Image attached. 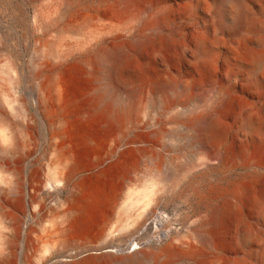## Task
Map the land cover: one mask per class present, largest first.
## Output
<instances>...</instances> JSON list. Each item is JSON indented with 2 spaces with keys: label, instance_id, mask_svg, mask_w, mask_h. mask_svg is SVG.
<instances>
[{
  "label": "rangeland",
  "instance_id": "obj_1",
  "mask_svg": "<svg viewBox=\"0 0 264 264\" xmlns=\"http://www.w3.org/2000/svg\"><path fill=\"white\" fill-rule=\"evenodd\" d=\"M216 1L192 0L196 20L185 25L182 38L186 42L194 35L202 36L203 40L205 38L219 58L214 68L216 72L213 70L209 77H199L197 84L184 93L179 80L189 72L187 73L181 65L169 66L173 72L172 78L178 79L179 83L175 91L166 90L171 104L167 110L160 112L155 103L157 95L163 91L157 84L158 69L149 65L143 67L142 70H146L141 72L138 62L133 61L130 69L135 71L134 110L139 111V115L134 121L136 124L127 130V136L132 137V142L129 144L121 142L114 149L115 130L106 119L94 113L90 107L86 108L87 114L84 117L79 115L81 110H77L71 117L72 120L69 117L68 119L73 137L77 141L76 153L81 162V169L67 188L57 181L61 166L55 162L53 140L48 133L43 115L37 110L38 103L35 100V87L44 79V76H36L38 65L47 58L50 50L58 48L61 43L55 30L44 33L38 26L37 16L48 5L50 6V2L0 0V108L7 112L10 118V127L3 130L0 128V146H8L10 150L11 143L5 142L2 135H14L18 150L14 152L11 166L19 176L17 188L14 187L15 183H12L18 195L7 209L8 228L0 224V230L7 231L15 227L19 232H23L22 238L16 242L14 264H43L46 257L62 250L60 238L55 234L56 228L71 219L73 227L66 235L73 242L71 253H75L76 247L96 244L97 236L103 233L99 242H105L112 237H127L124 249L116 251L118 254L128 253L135 244L142 247L149 244L164 247L168 243H179L181 240L199 246L197 248L203 249L204 256L208 254V247L217 246L223 249L228 247L229 243L225 239L228 235L226 234L224 238L218 236L207 224L209 214L219 199H222V194L236 185L235 183L257 179L264 185V151L261 155H256L255 160L238 162L234 167L232 164L215 161L209 166H203L200 165L203 155L200 148L197 149L196 146L189 148L196 154L194 160L198 166L183 170L179 182L174 183V186L155 184L151 193L148 191L149 195H144V191L153 183L148 173L154 165L153 161L169 160L181 154V151H178L180 143L173 144L166 134L174 131L180 122H187L190 110L195 107L208 106L206 108L209 109L216 107L222 116L226 113L224 111H228L227 116L224 114L225 118L223 117L226 125L210 144L223 147V150L231 153L238 150L236 138L242 132L236 112L233 110L242 102L248 100L246 103L250 115L253 120L255 119L254 123L264 126V84L258 101L246 87L242 86L228 95L224 101L218 100L214 103L212 98L215 88L227 83L226 72L229 69H238L241 76L242 73H248L253 69L257 58L264 55V0H241L248 7L245 17L247 26L242 27L245 31L240 29L237 33L230 32L220 23ZM238 9L236 4L227 5L224 17L235 21L239 14ZM73 23H79V19ZM76 37L65 39V44L69 46L76 44ZM179 39L181 38L178 36L172 39L173 50L180 49L183 40ZM187 50V53L192 55V50L189 51V48ZM143 51L141 58H148L151 53L150 47L143 48ZM223 60H227L229 64H223ZM10 64H13L16 70H12ZM95 65L91 63L84 68L71 59L63 66L61 72L68 79L69 90L74 97L78 98L83 89L90 90L97 85L95 71L98 67ZM259 71L264 75V65ZM175 92L182 93L176 96ZM220 102H223V107H220ZM21 103L27 106L28 114L19 110ZM162 131L164 132L161 134ZM183 142L185 140L180 146ZM227 142L231 143L228 145ZM75 187L83 191L97 192L96 201L89 204L77 219L70 218L71 212L77 208L80 200L77 196H70V191L76 189ZM48 191L51 192L50 196L46 195ZM68 208L72 211L67 214ZM262 229L264 219L260 231L264 237ZM205 236H208L207 241L204 240ZM84 256L86 253L76 255L73 259L59 256L52 262L66 264Z\"/></svg>",
  "mask_w": 264,
  "mask_h": 264
},
{
  "label": "bare ground",
  "instance_id": "obj_2",
  "mask_svg": "<svg viewBox=\"0 0 264 264\" xmlns=\"http://www.w3.org/2000/svg\"><path fill=\"white\" fill-rule=\"evenodd\" d=\"M48 1L50 6L46 7L45 4L46 8L37 16L38 26L44 33L55 30L61 43L58 48L50 50L47 58L38 65L36 76H44V79L35 87V100L38 103L37 110L43 115L48 133L53 140L55 162L61 166L57 181L69 188L81 169V162L76 153L77 141L73 137L68 117L71 119L77 110H81L79 115L84 117L87 114L86 108L90 107L94 113L103 116L115 130L114 149L121 142L129 144L132 142V137L128 138L127 130L136 124L134 121L139 115V111L134 110L135 71L130 69L133 61L138 62L141 70L149 65L158 69L157 84L162 87L163 91L157 95L155 103L161 112L167 110L171 104L166 95L167 89L175 91L180 81L182 92L189 91L194 84H197L199 77L212 75L219 58L204 37L203 40L202 36L194 35L187 42L182 39L185 25L196 20L195 5L191 4L192 0ZM217 2L220 23L226 29L237 33L242 27L247 26L245 17L248 7L245 3L241 0H217ZM229 4H236L239 7V14L235 21L224 17L223 13ZM75 18L79 19V23H73L76 21ZM74 36H77L76 44L72 46L65 44V39H73ZM177 36L183 41L179 39L180 49L176 50L175 47V51L171 47V42ZM145 47H150L151 53L148 58L142 59V53L146 51H143ZM188 48L189 51L192 50V55L187 53ZM71 59L80 63L84 68L91 63L98 67L95 71L97 85L93 89L80 91L78 98L70 93L68 79L61 72L63 66ZM223 64L228 65L229 63L223 60ZM171 65H181L189 73L184 74L179 81L174 80L173 72L168 68ZM262 65H264V55L257 58L253 69H250L248 73H242L241 76L238 69H229L226 72L227 83L217 86L213 92V102L224 101L240 86L246 87L247 91L252 93L258 101L264 84V75L259 73ZM160 66L165 68H160ZM10 68L16 70L13 64H10ZM182 92H175V95L178 96ZM246 102H242L236 110H233L236 112L242 132L236 138L238 150L232 153L223 150V147L210 144L213 138L221 134L220 132L226 125L223 117L224 114L227 116L228 111H224L226 113L223 112L222 116V113L215 109L216 107L210 109L206 108L208 106L195 107L190 110L188 121L180 122L174 131L166 134L173 144L178 145L185 140L181 146L179 144L178 151L180 150L181 154L169 160L153 161L154 165H151L152 168L148 171L153 183L148 186L149 190L144 191V195L148 196L155 184L163 183V186H174V183L179 182V176L183 170L198 166L194 160L196 154L189 148L195 146V148H200V153L203 154H201L200 165L203 166H209L212 161H215L221 164H232L234 167V164L238 162H250L256 159V155H261L264 151V126L254 123L255 119L253 120L250 115ZM259 102L262 103V101ZM222 103L220 102V107H223ZM19 110L28 114V108L24 103H21ZM9 122L8 113L0 108V128L8 129ZM2 138L5 142L11 143L9 144L10 150L8 146H0V224L8 228L9 212L7 209L18 195L16 188L19 184V176L11 166L14 152L18 150V144L15 143V137L12 134L10 136L3 134ZM80 141L84 142L82 139ZM227 143L229 145L231 142ZM235 148L236 146L233 150ZM256 180L242 181L235 183L236 185L231 189L227 188L229 190L225 191L224 195L222 194V199H219L209 214L207 224L214 232L218 236H223L222 238L228 235L225 239L229 244L224 249L217 246L208 247V254L204 256L203 249L197 248L199 246L196 247L190 241L181 240L179 243H168L164 247H157L154 244L142 247L135 244L128 253L118 254L116 251L120 248L124 249L127 237H112L105 242H99L103 233L97 236L96 244L76 247L75 253H71L73 242L66 236L73 227L71 219L56 228L57 236H55L60 238L62 250L46 257L43 264H56L52 262L54 258L60 256L73 259L82 253H86V256L66 264H264V237L260 234L264 219V185ZM12 183H15L16 188L12 187ZM75 188L70 191V196L79 197V205L73 211L71 208L66 210L67 214L72 211L70 218L73 217V219H77L84 209L97 198V192L93 190L83 191L78 187ZM46 195L50 196L51 192H46ZM22 233L15 227L7 231L0 230V264H14L16 242L22 238ZM207 237L205 236V241L208 240Z\"/></svg>",
  "mask_w": 264,
  "mask_h": 264
}]
</instances>
